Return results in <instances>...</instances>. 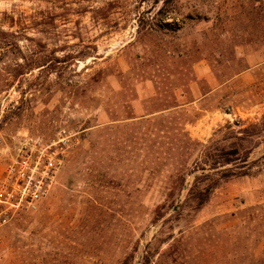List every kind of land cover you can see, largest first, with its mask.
Returning <instances> with one entry per match:
<instances>
[{
	"label": "rangeland",
	"instance_id": "1",
	"mask_svg": "<svg viewBox=\"0 0 264 264\" xmlns=\"http://www.w3.org/2000/svg\"><path fill=\"white\" fill-rule=\"evenodd\" d=\"M61 129L0 264H264V0H0V177ZM213 145L247 175L195 210Z\"/></svg>",
	"mask_w": 264,
	"mask_h": 264
},
{
	"label": "built area",
	"instance_id": "2",
	"mask_svg": "<svg viewBox=\"0 0 264 264\" xmlns=\"http://www.w3.org/2000/svg\"><path fill=\"white\" fill-rule=\"evenodd\" d=\"M75 135L61 129L47 141L27 136L0 177V248L3 232L21 213L36 212L51 194L66 164Z\"/></svg>",
	"mask_w": 264,
	"mask_h": 264
},
{
	"label": "trees",
	"instance_id": "3",
	"mask_svg": "<svg viewBox=\"0 0 264 264\" xmlns=\"http://www.w3.org/2000/svg\"><path fill=\"white\" fill-rule=\"evenodd\" d=\"M212 149V150H211ZM208 150L209 154L213 152V150L218 151V147L212 146ZM237 150L233 152H229L226 154L225 150H219V154L211 157V160L214 162L212 167L209 170H214L208 174H204L202 176H198L195 180L193 188L190 190L189 199L190 205L193 206L195 210H200L203 208L211 199L214 191L224 182L230 180L235 177L247 175V172H236L232 169H223L219 170V167H225L229 164L237 161L238 158H226V156H233L237 152ZM209 157V156H208ZM244 162H248L249 159L246 157ZM206 170V169H203ZM202 184L204 186L202 187ZM148 264V263H146Z\"/></svg>",
	"mask_w": 264,
	"mask_h": 264
}]
</instances>
